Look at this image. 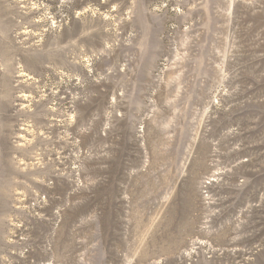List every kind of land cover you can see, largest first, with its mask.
<instances>
[{
    "label": "rangeland",
    "instance_id": "obj_1",
    "mask_svg": "<svg viewBox=\"0 0 264 264\" xmlns=\"http://www.w3.org/2000/svg\"><path fill=\"white\" fill-rule=\"evenodd\" d=\"M0 264H264V0H0Z\"/></svg>",
    "mask_w": 264,
    "mask_h": 264
}]
</instances>
